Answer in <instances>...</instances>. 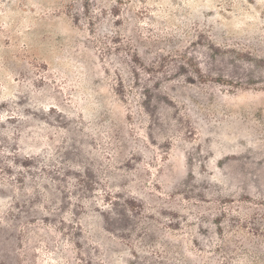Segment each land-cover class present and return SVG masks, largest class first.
Segmentation results:
<instances>
[{"label": "rangeland", "instance_id": "374dc122", "mask_svg": "<svg viewBox=\"0 0 264 264\" xmlns=\"http://www.w3.org/2000/svg\"><path fill=\"white\" fill-rule=\"evenodd\" d=\"M0 264H264V0H0Z\"/></svg>", "mask_w": 264, "mask_h": 264}]
</instances>
